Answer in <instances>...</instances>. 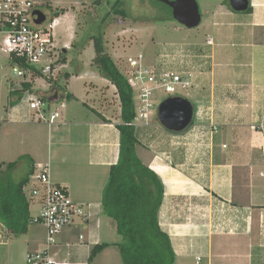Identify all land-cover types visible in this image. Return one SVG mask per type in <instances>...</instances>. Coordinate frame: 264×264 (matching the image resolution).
<instances>
[{
  "label": "crops",
  "instance_id": "1",
  "mask_svg": "<svg viewBox=\"0 0 264 264\" xmlns=\"http://www.w3.org/2000/svg\"><path fill=\"white\" fill-rule=\"evenodd\" d=\"M46 1L55 10L68 9L53 7L51 0ZM249 5V12L235 15L220 10L224 16L235 17L236 42L226 43L218 37L213 40L215 49L205 45L210 58L204 57L200 64L185 65L192 70L193 84L188 96L194 105L191 125L180 133L161 126L137 128L140 143L137 155L164 187L158 220L169 235L177 264H264V177L259 175L263 170L259 168L263 165L262 137L250 128L264 114V0H249ZM64 13L52 19L53 30ZM184 49L195 54L197 48ZM66 51L67 48L63 49V53ZM64 64H59L58 70ZM90 68L93 74L88 75L93 79L84 82L80 97L70 89L72 73L68 71H62L69 77L59 80L60 87L47 82V90L40 89L47 93L49 107L44 109L47 118L52 103L61 101L48 97H60L64 104L54 124L38 120L47 125V158H38L33 150L27 156L33 168L38 163H48L50 180L65 186L70 198L88 213L84 221L77 219L58 238L60 243L82 242L81 247L69 250L70 261L122 264L113 245L118 240L114 237L103 240L99 232L100 218L106 216L102 210V191L109 168L117 162L119 153L120 100L115 86L97 72L91 61ZM55 70L50 72L53 79L57 78ZM241 73L245 80L240 82ZM8 80L5 123L37 116L38 112L26 102L22 101V107L9 104V91L19 81L11 77ZM96 90L100 91L97 101L88 100ZM75 101L76 105L70 107V102ZM110 109L116 111L115 116L109 114ZM190 138L197 142L183 143ZM51 166L61 171H52ZM32 204L38 208L36 203ZM30 215L34 216L31 212ZM107 224L115 229L109 218ZM12 236L0 223V264H26L25 255L42 248L45 230L41 225L31 224L25 234L14 239ZM99 243L110 245L89 260L92 246ZM59 249L58 257L62 259L67 250L62 245Z\"/></svg>",
  "mask_w": 264,
  "mask_h": 264
},
{
  "label": "rangeland",
  "instance_id": "2",
  "mask_svg": "<svg viewBox=\"0 0 264 264\" xmlns=\"http://www.w3.org/2000/svg\"><path fill=\"white\" fill-rule=\"evenodd\" d=\"M36 1L43 7H40V9L45 13L49 21L51 13L55 9L48 5L46 0ZM196 1L199 6L201 21L196 27L188 28L172 18L168 8L165 7L166 5L159 4L154 0H51L53 7H68L67 11L62 15L60 24L55 25L53 30L56 49L55 54L48 58L52 60L58 58L55 61L56 64H54V69L57 71H53V74L60 78L62 71L72 73L70 89L76 96L80 97L84 82L90 83V80L93 79L88 75L89 73L93 74L90 68V61L94 55V49L90 37L100 33L106 42L108 53L115 64L117 63L121 72L124 70V67H122L124 65V57L134 56L139 53L144 55L145 62L148 64L158 65L161 62L164 66L170 68L184 67L182 70L191 68L190 65V68L185 66L188 62L192 64L202 63L204 54H207L205 49L209 47L205 46L206 37L210 36L213 40L220 37L219 40H223L226 43L236 42L237 34L233 29H238L237 21L234 16L222 15L220 10L222 9L225 13L228 12L233 15L240 14V12L231 9L228 4L229 0ZM46 3L47 6L45 5ZM230 24L235 27L232 28ZM126 28H128L126 32L121 31ZM227 30L231 34L230 37L226 35ZM220 35L223 36L221 37ZM223 37L226 41L222 39ZM73 41L74 45L71 46ZM181 45L184 47L188 46L190 49L197 48L198 50H195V54H191L188 51L178 52L176 48ZM213 46L211 48L215 49V46ZM65 48H67V51L63 53ZM200 50H203V52ZM184 53L189 56L182 55ZM194 55L200 56L194 58ZM63 56L67 59V62L60 68L62 70H58L60 66L58 61ZM196 60L198 61L196 62ZM11 64L8 55L0 50V163L20 159V166L11 173L12 178L17 181L30 168L29 160L25 158L28 151L31 152L33 150L36 152L38 158H47V125L37 121L38 115L35 117H23L18 122L9 125L5 123V118L8 117L4 114L5 106L7 105L6 96L9 90L8 79L11 77L14 81L18 80L12 73ZM37 67H43V72L36 73L32 78L29 76L31 87L22 94V97H26L28 94L40 97L47 96V93H43L40 89L47 90L48 80L53 79L50 78L51 71L47 69L46 64H39ZM240 75V82L244 81V74L241 73ZM209 76L211 78V74ZM27 79L28 77H26V81ZM231 80L235 79L232 78ZM32 87H34V90ZM189 92L190 89L186 90L182 94L183 97L188 98ZM95 93L98 95L95 96ZM99 96V90L93 91L89 95L88 100L96 99L97 101ZM163 96L162 90L154 91V100L157 105L164 99ZM76 101L70 102V107L75 106ZM16 104L19 107L23 106L21 100ZM156 107L155 110L157 109ZM109 114L115 116L116 111L110 109ZM186 142L195 143L197 141L194 138H190L183 141V143ZM259 168L264 169V164L260 165ZM51 170L61 171V169L53 166H51ZM25 193H28L27 189ZM29 209L32 215H37L38 208L35 204L29 203ZM100 220L102 224L99 232L103 240H111L113 237L119 240L120 236L115 229L112 226H108L107 216H102ZM91 226L92 221L90 228ZM12 239H14V235Z\"/></svg>",
  "mask_w": 264,
  "mask_h": 264
},
{
  "label": "built area",
  "instance_id": "3",
  "mask_svg": "<svg viewBox=\"0 0 264 264\" xmlns=\"http://www.w3.org/2000/svg\"><path fill=\"white\" fill-rule=\"evenodd\" d=\"M35 10L43 12L34 0H0V50L11 60L12 73L19 82H31L29 76L32 78L36 73L43 72V67L38 68L37 65L46 64L47 69H50V65L58 59H48L55 54L56 49L53 38L54 20L48 21L46 16L42 23H36L33 19ZM205 43L206 46H213V38L206 37ZM176 49L178 52L188 51L182 45ZM182 55L189 56L186 53ZM204 57L210 58L211 55L207 53ZM22 61L28 66H23ZM123 61L122 73L132 90L135 111L134 120L127 124L136 128L151 125L159 127L156 122L157 104L154 100V91L162 90L164 98L169 95L183 96L182 94L193 84L191 69L170 68L161 62L158 65L148 64L142 53L124 57ZM26 77H28L27 81ZM21 101L26 102L30 109L38 112L37 121L43 119L49 125L54 124V119L59 115V109L64 104L62 100L52 103L51 108H48L47 118L44 109L47 110L48 104L39 96L28 94ZM250 128L262 137L260 149L261 162L264 164V114ZM259 175L264 177V169L259 172ZM23 192L28 203L38 205V213L32 216L30 223L41 225L45 230L42 248L27 253L25 263L74 264L70 261L69 250L81 247L82 242L60 243L58 238L62 231L74 224L77 219L84 221L88 217L84 206L70 198L65 186L50 180L48 163H38L34 166L28 182L23 187ZM79 239L82 237L79 236ZM61 245L67 250L62 259L58 257Z\"/></svg>",
  "mask_w": 264,
  "mask_h": 264
},
{
  "label": "trees",
  "instance_id": "4",
  "mask_svg": "<svg viewBox=\"0 0 264 264\" xmlns=\"http://www.w3.org/2000/svg\"><path fill=\"white\" fill-rule=\"evenodd\" d=\"M165 7L170 11L168 6ZM249 11L250 5L246 12ZM64 12L63 8L56 9L51 13L49 21ZM90 40L94 49L91 65L115 86L121 107V123L117 124L120 133L118 159L110 166L102 191L103 213L113 222L115 231L120 236L113 245L118 249L122 264H177L169 235L161 229L158 220L164 194L163 184L137 155L136 147L140 145L139 130L127 124L135 117L132 90L108 53L103 35H92ZM58 62L64 64L65 57ZM21 63L28 66L23 61ZM54 64L56 63L50 65V71L54 69ZM68 77L66 72L60 78L50 79L48 82L60 87L59 80ZM30 84L20 81L18 85L11 87L9 104L20 101L22 94L31 87ZM40 98L47 101L45 97ZM25 158L29 160L30 168L17 181L12 178L11 173L20 166V159L0 163V223L4 231L14 236L25 234L32 218L23 187L33 172V163L29 156L26 155ZM108 245L110 244L99 243L92 246L89 260Z\"/></svg>",
  "mask_w": 264,
  "mask_h": 264
},
{
  "label": "water",
  "instance_id": "5",
  "mask_svg": "<svg viewBox=\"0 0 264 264\" xmlns=\"http://www.w3.org/2000/svg\"><path fill=\"white\" fill-rule=\"evenodd\" d=\"M164 3L171 8L172 18L179 24L188 28L196 27L201 21V14L196 0H154ZM230 7L237 12L247 10L249 0H229ZM46 15L40 10L33 12L36 23H42ZM50 100L60 97H48ZM194 105L183 96L169 95L159 102L156 111V122L165 130L173 133L185 131L192 123Z\"/></svg>",
  "mask_w": 264,
  "mask_h": 264
},
{
  "label": "flooded vegetation",
  "instance_id": "6",
  "mask_svg": "<svg viewBox=\"0 0 264 264\" xmlns=\"http://www.w3.org/2000/svg\"><path fill=\"white\" fill-rule=\"evenodd\" d=\"M161 3V2H160ZM161 4H164V3H161ZM164 5H166V4H164ZM166 6H168V5H166ZM169 7V6H168ZM170 8V7H169ZM170 13H171V8H170V11H169ZM171 16H172V14H171Z\"/></svg>",
  "mask_w": 264,
  "mask_h": 264
}]
</instances>
